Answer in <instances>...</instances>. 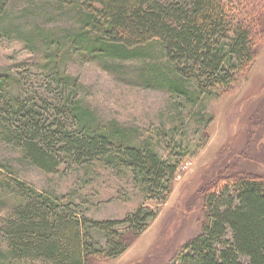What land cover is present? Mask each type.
Instances as JSON below:
<instances>
[{
    "label": "trees",
    "instance_id": "1",
    "mask_svg": "<svg viewBox=\"0 0 264 264\" xmlns=\"http://www.w3.org/2000/svg\"><path fill=\"white\" fill-rule=\"evenodd\" d=\"M17 1L0 0V30L22 37L34 52L42 49L50 88L30 97L22 90L26 76L0 73V138L48 172L64 162L128 171L145 201L167 200L183 144L170 136L164 155L159 143L132 126L101 118L77 97L82 84L68 62L100 60L117 70L125 60H142L137 77L146 85L199 104L247 75L264 41V0H55L46 19H76L74 27L60 28L38 23L43 2L26 0L36 9L19 15ZM26 17L34 18L32 26L22 23ZM204 199L202 231L168 264H264V176L232 178ZM60 200L30 187L0 161V209L10 207L0 219V264L117 258L158 216L143 203L122 219L93 221Z\"/></svg>",
    "mask_w": 264,
    "mask_h": 264
},
{
    "label": "rangeland",
    "instance_id": "2",
    "mask_svg": "<svg viewBox=\"0 0 264 264\" xmlns=\"http://www.w3.org/2000/svg\"><path fill=\"white\" fill-rule=\"evenodd\" d=\"M39 2L44 6L38 23L74 27L76 19L71 17L46 19L56 8L55 0ZM14 7L19 15L21 9H36L26 0L17 1ZM33 19L21 21L32 26ZM42 53V49L30 50L22 37L0 30V73L27 78L22 90L30 97L50 88L49 77L40 66ZM99 61L77 57L68 62V72L82 84L76 93L79 99L101 118L117 120L135 128L140 136L152 138L164 155L168 141L173 143L170 136L183 144L182 164L167 200L145 201L128 171L118 173L98 163L60 162L54 172H48L26 161L21 149L1 138L0 161L8 163L30 187L81 211L82 218L122 219L143 203L157 209V218L123 254L112 259L95 257L91 264H168L202 231L206 221L204 198L211 189L239 176H264V41L247 75L240 76L219 98L204 99L199 104L174 99L165 90L146 85L137 77L144 66L142 60H125L117 70ZM209 115L214 117L210 123ZM8 202L5 206L11 205L12 201ZM9 209H0V219Z\"/></svg>",
    "mask_w": 264,
    "mask_h": 264
}]
</instances>
